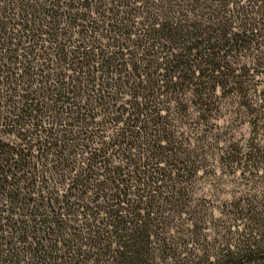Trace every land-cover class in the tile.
<instances>
[{
    "label": "trees",
    "instance_id": "obj_1",
    "mask_svg": "<svg viewBox=\"0 0 264 264\" xmlns=\"http://www.w3.org/2000/svg\"><path fill=\"white\" fill-rule=\"evenodd\" d=\"M246 65L264 0H0V264H264V186L196 196L264 164Z\"/></svg>",
    "mask_w": 264,
    "mask_h": 264
},
{
    "label": "rangeland",
    "instance_id": "obj_2",
    "mask_svg": "<svg viewBox=\"0 0 264 264\" xmlns=\"http://www.w3.org/2000/svg\"><path fill=\"white\" fill-rule=\"evenodd\" d=\"M246 66L252 68L246 80L250 81L258 91L264 90V65ZM252 72L254 75H251ZM258 98H252L254 106H257L256 108L261 103ZM214 123V127L211 128V134L215 135L217 140L220 141V145H222V141L225 139H231L240 145H247L249 141L256 138V142L260 146H264V107L261 109V112L250 114L240 106L238 98L229 96L222 99L220 110L214 119ZM262 167H264V164H254L253 167H247L250 174L248 172L244 174L248 182V186L246 187L245 185L238 187L241 181L239 178L242 179L243 177L240 176L241 169L237 170L234 176L224 175L220 179H215V181L211 178L203 177L197 184L196 196L198 198L207 197L206 199L219 202L222 199L230 200L233 195L239 196V193H243L241 191H261L263 190L264 180L262 178L259 179L257 176L261 175ZM256 172L257 176H255ZM242 181L241 183H245L243 179Z\"/></svg>",
    "mask_w": 264,
    "mask_h": 264
}]
</instances>
